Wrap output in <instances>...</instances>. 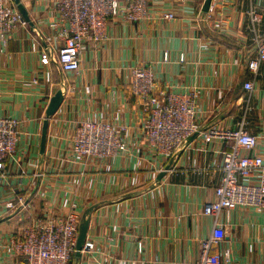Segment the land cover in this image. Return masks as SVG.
Masks as SVG:
<instances>
[{"label": "crops", "instance_id": "crops-1", "mask_svg": "<svg viewBox=\"0 0 264 264\" xmlns=\"http://www.w3.org/2000/svg\"><path fill=\"white\" fill-rule=\"evenodd\" d=\"M21 2L33 25L16 28L0 45V116L19 124L16 152L0 176V264H24L8 249V238L44 212L65 213L73 200L82 215L95 206L86 234L92 248L73 264H193L214 223L224 226L225 237L212 253L227 252L234 264H264V212L236 207L216 218L202 213L215 198L224 142L188 140L176 152L174 170L158 179L164 161L141 137L142 115L128 91L129 67L148 65L161 88L195 95L202 130L232 128L245 119L257 137L253 153L264 159V63L257 77L246 67L255 55L246 13L254 6L264 15V0H211L210 12L203 11L205 0H150L148 19L115 18L107 39L87 43L79 71L66 77L55 63L40 61L43 35L56 32L50 27L57 19L53 0ZM164 12L174 17L163 19ZM258 31L264 34V19ZM62 78L74 91L64 90L48 118L41 152L45 110ZM245 81H252L251 91ZM80 120L124 127L126 151L74 159L68 148ZM17 196L26 207L8 210L6 202Z\"/></svg>", "mask_w": 264, "mask_h": 264}, {"label": "built area", "instance_id": "built-area-1", "mask_svg": "<svg viewBox=\"0 0 264 264\" xmlns=\"http://www.w3.org/2000/svg\"><path fill=\"white\" fill-rule=\"evenodd\" d=\"M150 0H53L57 15L50 24L56 32L43 35L44 49L40 55L43 65L53 62L66 77L80 69V54L87 43H100L107 39V29L115 18L132 23H142L149 17ZM211 3V1H210ZM209 4L207 11H212ZM206 11V12H207ZM163 19L174 17L172 12L161 13ZM223 19V18H222ZM217 21L215 28L221 29ZM264 15L252 6L246 13L247 29L255 46V55L246 64L254 77L264 63V34L258 31ZM13 0H0V45L18 27L26 26ZM166 59V56H164ZM128 91L140 108L141 137L153 154L162 158L164 165L159 172L174 170L173 159L179 147L189 137L198 133L206 143L217 138L224 142L219 182L214 188L215 198L204 204L202 213L213 218L236 207H251L264 212V159L253 153L257 137L246 127L245 119L232 128L210 126L201 129L197 119L195 95L169 87L161 88L148 65L129 67ZM35 83L36 81L33 80ZM246 91H251L252 81H245ZM60 88L73 92L64 78ZM19 124L15 118L0 116V176L18 146ZM125 128L95 120L77 122L69 143V153L76 160L97 159L119 155L126 151ZM194 138V139H196ZM66 212L53 215L44 212L19 228L7 240L8 249L22 257L24 264H73L79 224L82 218L80 205L69 201ZM10 211L26 207L22 196L6 202ZM225 237L222 224L214 223L209 236L200 243V254L193 264H234L229 254L212 253L214 244ZM92 244L85 240L80 251H89Z\"/></svg>", "mask_w": 264, "mask_h": 264}, {"label": "water", "instance_id": "water-1", "mask_svg": "<svg viewBox=\"0 0 264 264\" xmlns=\"http://www.w3.org/2000/svg\"><path fill=\"white\" fill-rule=\"evenodd\" d=\"M211 0H205L204 6H203V11L206 12L208 10L209 4ZM17 10L23 17V19L29 24L33 25L31 22V19L27 13V10L25 9L24 5L22 4L21 0H13ZM64 97V90L63 89H58L55 91L54 95L50 98L48 105L45 110V119L43 121L42 125V130H41V137H40V151L43 152L44 146H45V141H46V132H47V127H48V118L53 115L58 107L60 106L62 100ZM198 133H195L189 137L188 140H193L196 138ZM165 174V171H162L158 175V179H161ZM95 206L89 207L86 209L82 215L80 224H79V229H78V235H77V241H76V252H75V257L80 256V251L85 243L86 240V234L88 230V225H89V216L92 210L94 209Z\"/></svg>", "mask_w": 264, "mask_h": 264}]
</instances>
